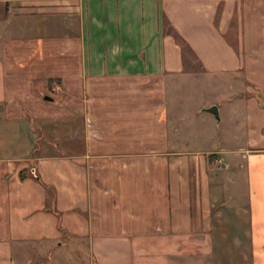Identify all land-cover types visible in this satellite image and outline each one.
<instances>
[{"label": "crops", "instance_id": "0c3cea01", "mask_svg": "<svg viewBox=\"0 0 264 264\" xmlns=\"http://www.w3.org/2000/svg\"><path fill=\"white\" fill-rule=\"evenodd\" d=\"M0 3V264H264V0Z\"/></svg>", "mask_w": 264, "mask_h": 264}, {"label": "rangeland", "instance_id": "374dc122", "mask_svg": "<svg viewBox=\"0 0 264 264\" xmlns=\"http://www.w3.org/2000/svg\"><path fill=\"white\" fill-rule=\"evenodd\" d=\"M17 4L20 5V3ZM9 5L10 4H8L7 7H9ZM5 9H6L5 4L0 3V12H3L2 16H4ZM255 87L258 88V86ZM258 96L259 99H261L260 101L264 104V93L261 92L260 95ZM257 119L262 121L264 120L259 115L257 116ZM218 128L220 129V126ZM251 144L254 146H264V143H259V142L257 143L252 142ZM63 243H64V247H59V248L55 247L53 248V250L49 249L47 253H45L47 259L51 260V262H49L48 264H52V263L65 264V262H63L64 261L63 259H66L67 261L71 260V264H86V261L89 258V252H87L88 251L87 246L84 241H81L80 239L72 238L70 240L63 239Z\"/></svg>", "mask_w": 264, "mask_h": 264}, {"label": "water", "instance_id": "95a60500", "mask_svg": "<svg viewBox=\"0 0 264 264\" xmlns=\"http://www.w3.org/2000/svg\"><path fill=\"white\" fill-rule=\"evenodd\" d=\"M44 97H45V99L53 100V98L50 97L49 95L44 96ZM207 111H209L210 113L214 114L218 119L220 118L219 117V109H218V107L216 105H213V106L209 107L207 109Z\"/></svg>", "mask_w": 264, "mask_h": 264}]
</instances>
